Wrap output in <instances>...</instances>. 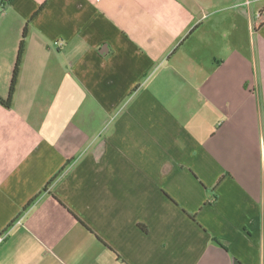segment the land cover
I'll use <instances>...</instances> for the list:
<instances>
[{
    "label": "crops",
    "instance_id": "1",
    "mask_svg": "<svg viewBox=\"0 0 264 264\" xmlns=\"http://www.w3.org/2000/svg\"><path fill=\"white\" fill-rule=\"evenodd\" d=\"M7 1L0 264H264V0Z\"/></svg>",
    "mask_w": 264,
    "mask_h": 264
},
{
    "label": "trees",
    "instance_id": "2",
    "mask_svg": "<svg viewBox=\"0 0 264 264\" xmlns=\"http://www.w3.org/2000/svg\"><path fill=\"white\" fill-rule=\"evenodd\" d=\"M4 3H5V7H6L9 4V1L4 0ZM260 26H261V23H258L255 26V30H257ZM27 27H28V24L24 28L23 38H22V40L20 42L18 55H17L15 67H14V70H13L11 83H10L9 95H8L7 99H3L2 97H0V103H4L6 105H10L11 104L12 98H13V95H14V92H15V89H16V86H17V81H18L19 71H20V65H21L23 53H24V50H25V36H26V32H27Z\"/></svg>",
    "mask_w": 264,
    "mask_h": 264
},
{
    "label": "built area",
    "instance_id": "3",
    "mask_svg": "<svg viewBox=\"0 0 264 264\" xmlns=\"http://www.w3.org/2000/svg\"><path fill=\"white\" fill-rule=\"evenodd\" d=\"M5 9V3L4 0H0V13H2ZM260 23V21H257V24ZM4 240V236L0 234V243Z\"/></svg>",
    "mask_w": 264,
    "mask_h": 264
}]
</instances>
